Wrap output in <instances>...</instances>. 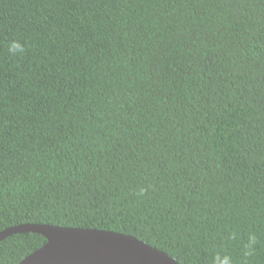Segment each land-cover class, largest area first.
<instances>
[{
  "label": "trees",
  "instance_id": "trees-1",
  "mask_svg": "<svg viewBox=\"0 0 264 264\" xmlns=\"http://www.w3.org/2000/svg\"><path fill=\"white\" fill-rule=\"evenodd\" d=\"M22 223L264 264V0H0V231Z\"/></svg>",
  "mask_w": 264,
  "mask_h": 264
},
{
  "label": "water",
  "instance_id": "water-1",
  "mask_svg": "<svg viewBox=\"0 0 264 264\" xmlns=\"http://www.w3.org/2000/svg\"><path fill=\"white\" fill-rule=\"evenodd\" d=\"M26 232L42 234L47 241L18 264H181L136 236L94 227L22 223L0 231V241Z\"/></svg>",
  "mask_w": 264,
  "mask_h": 264
},
{
  "label": "clouds",
  "instance_id": "clouds-1",
  "mask_svg": "<svg viewBox=\"0 0 264 264\" xmlns=\"http://www.w3.org/2000/svg\"><path fill=\"white\" fill-rule=\"evenodd\" d=\"M7 52L11 56H22L26 52V47L25 43H22L18 39H12L7 42ZM151 188V185H143L139 186L134 194L138 198H144L148 193ZM232 239L236 238V233H232L231 235ZM258 237L256 233L251 232L248 234L247 241L243 245V255L245 257H250L253 255L255 251V246L257 244ZM212 264H233V259L230 255L228 254H219L217 253L212 260Z\"/></svg>",
  "mask_w": 264,
  "mask_h": 264
}]
</instances>
